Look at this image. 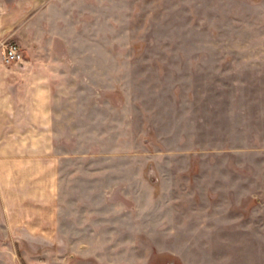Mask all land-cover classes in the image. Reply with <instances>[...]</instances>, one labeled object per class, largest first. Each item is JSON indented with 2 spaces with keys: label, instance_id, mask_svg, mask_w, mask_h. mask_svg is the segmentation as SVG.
<instances>
[{
  "label": "rangeland",
  "instance_id": "1",
  "mask_svg": "<svg viewBox=\"0 0 264 264\" xmlns=\"http://www.w3.org/2000/svg\"><path fill=\"white\" fill-rule=\"evenodd\" d=\"M59 8L67 57L93 59L80 90L97 121L57 147L93 206V249L125 264H264V0Z\"/></svg>",
  "mask_w": 264,
  "mask_h": 264
},
{
  "label": "crops",
  "instance_id": "2",
  "mask_svg": "<svg viewBox=\"0 0 264 264\" xmlns=\"http://www.w3.org/2000/svg\"><path fill=\"white\" fill-rule=\"evenodd\" d=\"M61 2L0 0V44H16L22 55L8 64L0 47V264H81L89 257L90 264H125L93 249V206L73 186L82 176L61 170L57 147L67 145L68 131L95 124L98 109L93 94L80 90L83 65L92 73L93 59L67 57L72 44L62 34Z\"/></svg>",
  "mask_w": 264,
  "mask_h": 264
},
{
  "label": "built area",
  "instance_id": "3",
  "mask_svg": "<svg viewBox=\"0 0 264 264\" xmlns=\"http://www.w3.org/2000/svg\"><path fill=\"white\" fill-rule=\"evenodd\" d=\"M4 60L5 62H15L20 59L19 49L16 45L5 43L3 45Z\"/></svg>",
  "mask_w": 264,
  "mask_h": 264
}]
</instances>
